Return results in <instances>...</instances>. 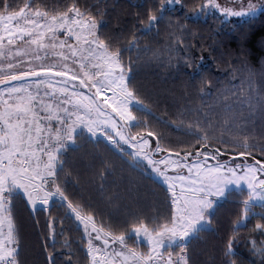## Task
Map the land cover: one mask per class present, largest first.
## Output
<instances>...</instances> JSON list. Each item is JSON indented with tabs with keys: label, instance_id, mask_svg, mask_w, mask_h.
Segmentation results:
<instances>
[{
	"label": "snow or ice",
	"instance_id": "1",
	"mask_svg": "<svg viewBox=\"0 0 264 264\" xmlns=\"http://www.w3.org/2000/svg\"><path fill=\"white\" fill-rule=\"evenodd\" d=\"M136 6L125 25L101 0H0V264H25L18 199L30 214L39 208L48 215L43 250L52 251L45 264H72L56 252L66 221L82 229L85 264H192L191 242L206 231L220 232L212 264H264V65L251 67L246 55L239 66L227 61L215 83L200 79L199 104L185 87L175 118L159 126L148 118L159 93L135 82L141 64L192 69L195 80L205 58L197 61L192 52L188 21L250 23L264 16V0ZM174 13L183 15L173 20ZM165 20L164 41L142 44L159 37ZM221 76L230 86L213 92ZM169 127L183 138L173 143L163 131ZM88 142L150 168L165 185L164 210L148 215L138 192H114L115 166L106 158L91 155L82 168L70 167L68 153ZM232 150L240 162L222 158ZM70 180L79 192L69 191ZM230 188L239 198L228 224L215 211ZM57 202L63 213L53 216ZM101 204L114 211L105 216ZM241 229L248 230L243 243L254 259L237 258Z\"/></svg>",
	"mask_w": 264,
	"mask_h": 264
},
{
	"label": "trees",
	"instance_id": "2",
	"mask_svg": "<svg viewBox=\"0 0 264 264\" xmlns=\"http://www.w3.org/2000/svg\"><path fill=\"white\" fill-rule=\"evenodd\" d=\"M9 2L15 5L19 0H9ZM45 2L54 4L59 2V0H45ZM88 2L91 3L93 0H88ZM150 2L151 0H101L102 4L106 3L108 5L111 15L113 17L120 16L122 23L125 25H130L133 22L134 14L140 10L136 5ZM158 2L159 0H156L157 4ZM185 2L191 5L192 3H198L199 0H185ZM113 6H115L114 11H112ZM182 15L183 13H174L172 14V19L176 20ZM181 23H184V21L181 20ZM166 24L167 20L161 23L159 37L153 36L141 43L155 45L157 40L163 42L166 38L164 33ZM188 27L191 29L188 43L196 45L192 49L196 60L198 61L201 55L205 58V63L201 65L204 71L198 74L195 80L189 75L193 70L183 67L177 71L175 68L164 69L153 65L145 66L141 64L136 69V84L149 95L159 93V103L152 106V115L148 117L157 126H159L158 122L161 120L171 122L175 118L176 99L183 94L182 90L185 87L193 93L190 99L199 104L200 97L195 93L198 92L200 79H212L215 83V78L220 76L224 69L230 66L226 63L227 61H235L236 65L239 66L246 55L247 62L251 67L259 70L264 65V16H259L250 23L231 21L223 25L218 19L209 16L195 24L188 21ZM213 57H215V60H213ZM229 86L226 79L221 76V83L213 88V92L217 91L218 88ZM137 115L141 116V118L144 116L143 113H137ZM163 131L173 143L178 138H183L175 131L174 127L165 128ZM229 153L235 154V150ZM91 155L106 158L115 166V173L112 179L116 181V184L109 185L114 192L118 190L123 194L126 189L138 192L139 207L148 215L155 214L158 209L160 211L164 210L165 186L152 178L146 168H137L127 158L109 151L103 143L88 142L80 145L77 150L70 151L67 155L68 165L82 168L81 159L87 162L88 157ZM232 157L233 159H243L236 155ZM232 157L229 156L228 159ZM257 158H259V154H257ZM80 190V186L74 185L71 180L69 181V191L79 192ZM238 198L237 191L230 190L226 197L217 203L215 217L222 222L226 221L231 224V220H234L235 216L232 215L231 220L228 218L235 211V201ZM100 209L105 213V216L109 212L114 211L103 204L100 205ZM256 210L260 211L259 208ZM15 211L22 232L21 259L25 264H45L47 251H52L51 247L47 251L43 250L46 242L45 233L47 229L45 222L48 219L47 213L40 211L38 208L36 212L30 214L24 202L19 199L16 202ZM62 213L63 209L57 202L52 208V215L59 216ZM255 222V220H252L248 227L250 228ZM213 226L215 227V221ZM60 227L58 220L57 231H59ZM63 228V234L57 237L56 252L58 259H71L72 264H85V250L80 244L82 229L78 230L75 223L67 221ZM239 235L242 238V242L236 248L237 258L254 259L250 256L243 243V238L249 235L248 230L241 229ZM219 236L220 232L206 231L198 240L191 242L189 256L192 264H212L214 248L219 243ZM65 240L68 242L67 247H61ZM47 243L51 245V240H48Z\"/></svg>",
	"mask_w": 264,
	"mask_h": 264
},
{
	"label": "rangeland",
	"instance_id": "3",
	"mask_svg": "<svg viewBox=\"0 0 264 264\" xmlns=\"http://www.w3.org/2000/svg\"><path fill=\"white\" fill-rule=\"evenodd\" d=\"M232 21H242V20H240L239 18H232ZM235 155H236V154L229 153L227 156H224V157H222V158H223V159H228L229 156L232 157V156H235ZM232 158H233V157H232ZM234 159H236V158H234ZM236 160H237V162H240V160H242V159H238V158H237ZM146 170L150 173V175L152 176V178H154V179L158 180L159 182H161V181H160V180H159V179H158V178H157V177L151 172L150 168H146ZM164 186H165V185H164ZM230 190H236V189H235V188H230L229 191H230ZM229 191H228V192H229ZM226 194H227V193H226ZM225 197H226V195H225ZM225 197H224V198H225ZM224 198H221L219 201H221V200L224 199ZM219 201H218V202H219ZM218 202H217V203H218Z\"/></svg>",
	"mask_w": 264,
	"mask_h": 264
},
{
	"label": "crops",
	"instance_id": "4",
	"mask_svg": "<svg viewBox=\"0 0 264 264\" xmlns=\"http://www.w3.org/2000/svg\"><path fill=\"white\" fill-rule=\"evenodd\" d=\"M158 181V180H157ZM159 182V181H158ZM159 183H161V182H159ZM162 184V183H161ZM163 185V184H162ZM164 186V185H163Z\"/></svg>",
	"mask_w": 264,
	"mask_h": 264
}]
</instances>
